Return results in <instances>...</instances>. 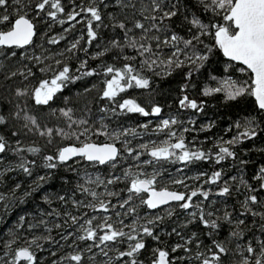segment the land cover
<instances>
[{
    "label": "trees",
    "instance_id": "1",
    "mask_svg": "<svg viewBox=\"0 0 264 264\" xmlns=\"http://www.w3.org/2000/svg\"><path fill=\"white\" fill-rule=\"evenodd\" d=\"M37 2L38 0H21V4L17 6L14 0H9L6 8H0V16L8 14L11 21L18 14L26 15L33 22L36 33L33 43L24 48H0V115L5 117V122L0 124V136L8 144L6 151L0 153V195L4 197L0 200V264H12L16 250L22 247H29L32 251L33 264H131L133 258L140 264H150L156 258L157 249L169 253L171 264H201L197 254L203 253L205 257H210L209 249L217 251L214 241L222 243L227 249L226 253L220 255L218 264H242L245 257L249 258V264H255L256 259L261 258L264 244V188H261L264 181L257 179L260 169L264 167V110L256 107L247 92L235 99L228 98L230 88L226 82H234L236 87L245 83L251 85L250 73L241 72L243 66L222 56L215 46L214 30L212 34L200 35L199 30L190 23L193 16L199 17L208 25L224 21L211 11H205L198 0H163L162 10L176 11V15L162 21L159 19L162 11H151L152 0H61L64 12H58L55 19L47 15L48 11H55L54 9L46 6L45 11L39 12L35 8ZM91 6L99 8L102 20L93 21L97 37L89 43L87 20L91 18L90 14L81 12L74 21H68L67 16L73 11L80 12L81 8ZM153 15L157 17L156 21L145 19ZM60 20L65 23L61 24ZM136 21L144 23L146 28L157 23L162 30L152 29L147 35L158 36L161 41L173 34L184 40L192 39L194 35H199L200 38L199 41L194 40L188 48L177 41V44H161L157 49L156 42L151 41L159 60L166 61L169 52H174L177 47L183 49L179 57H173L183 61V64L180 67L175 64L169 66L158 60L151 68H140L142 58L134 49L126 46L123 49L113 48L111 45L114 40L126 45L125 31L116 26L120 22L131 29L129 37H141L142 30L134 28ZM9 26V22H4L0 24V30ZM53 38L58 43H49ZM76 41H79L77 48L69 51ZM209 47L211 52L208 51ZM24 49L30 50V58H27V54L19 55ZM105 49L108 51L103 56L93 58L97 52ZM13 52L15 55H12ZM32 55L40 57V61ZM125 55L136 56V60L131 63L149 80V86L127 88L113 99L102 98L105 81L111 78L104 74L103 68L107 65L122 67L129 62L123 59ZM199 55H206L208 58L195 64L186 59H195ZM56 61L61 63L57 64ZM83 61L87 63L81 68ZM64 65L70 68V78L63 82L48 104H36L32 95L34 88L41 80L50 81L54 78ZM41 68L45 71H40ZM20 69L24 71H19ZM91 69H96V74H84ZM190 71L192 75L189 77L187 74ZM217 88L223 90L214 91ZM22 89H27L28 94L18 96L17 90ZM185 96L189 100H195L198 107H181L180 100ZM125 99L135 100L149 115L121 110L118 105ZM155 106L160 107L159 114H152L151 110ZM68 109H71L70 117L64 116L61 111ZM26 116L34 117L39 128L32 125ZM163 118H175L177 124L172 125L170 131H175L177 137L183 134L187 149L203 151L206 158L181 162L172 157L156 161L149 155L150 150L144 149L139 161L127 157L125 153L126 158L120 160L115 169L110 165L86 162L82 158L66 163L53 161L57 164L56 168L44 166V157L56 155L59 147L65 144H79L88 138L94 139L93 142H103L105 136L94 133L104 125L109 132L136 129L138 135H128L116 142L121 149L123 139H128L129 146L136 150V146L144 140H168L175 143L176 138L169 137V130L155 131L157 123ZM81 120L87 121V124L73 123ZM247 120L253 121L250 127L256 131V135L241 136L236 144L226 143L246 131L244 125ZM69 124L72 125L71 128ZM237 124L240 125L239 128ZM142 125L148 127L143 128ZM85 127L90 130L88 137L81 136L79 141L62 138L55 131L51 137L40 134L47 128L79 133ZM17 141L19 147L24 149L20 153L14 151L18 147ZM28 147H38L40 152H27ZM220 147H228L234 156L225 155L223 160L217 161L216 154ZM174 151L180 154L181 150ZM21 158L29 162L27 166L31 169V175L17 167L22 162ZM144 160L155 162L151 165L141 164L139 168H142L143 173L149 174L153 169L160 175L157 178L167 175L184 178L183 184L172 186L188 194L192 190L207 191L209 196L205 198L198 192L187 210L180 207L183 202L149 210L141 203L144 197L141 193L134 195L128 205L120 208L119 204L129 195L127 188L133 178H125L124 172L129 169L127 166ZM31 161H35V164L30 163ZM215 172H220L221 177L212 183L211 177ZM97 176L104 179L105 184L93 188L92 179ZM113 176L121 179L107 184V180ZM40 177L45 179L41 181ZM157 184L156 181L155 187ZM17 185L20 187L17 188ZM80 185L97 192L98 197L93 198L90 192L81 191ZM225 186L229 187V193L220 195ZM101 191L104 194H100ZM108 192L118 195L108 196ZM250 195H256L258 203H249L251 211H248L244 207V201ZM60 197L64 199L61 200ZM101 200L105 203L110 201L116 207L104 212L98 209ZM90 204L97 205V208L88 207ZM130 208H135V212L124 215ZM117 212L121 213L120 217L116 216ZM201 212L206 219L216 220L219 227H206L199 218ZM209 212L213 215L208 216ZM226 212L230 214L231 223L223 218ZM73 216L77 217L76 223L71 219ZM105 217H111L109 222L116 228L121 227L119 220H123L124 225H133L135 222L145 248L135 257L118 258L119 252L127 251L132 243L126 238H118V242H106L107 246L100 245L103 252L108 253L107 256L100 247L95 246L99 244L98 239H79L86 235L84 228L88 227L85 224L88 219L93 220L92 227L96 228L98 235H102L106 229L97 226L103 224ZM156 217L161 219L150 225L153 236L143 235L142 226L147 220H155ZM240 220L244 223L238 224ZM124 231L129 232L130 228L125 227ZM233 231L241 232L242 235L233 236ZM33 239L36 240L35 244L31 243ZM7 244L9 249H6ZM249 244L256 249L254 254L247 253ZM176 245L183 247L173 252ZM76 254L81 255V261L70 259ZM17 264L28 262L20 260Z\"/></svg>",
    "mask_w": 264,
    "mask_h": 264
},
{
    "label": "snow or ice",
    "instance_id": "2",
    "mask_svg": "<svg viewBox=\"0 0 264 264\" xmlns=\"http://www.w3.org/2000/svg\"><path fill=\"white\" fill-rule=\"evenodd\" d=\"M15 4L19 6L21 4V0H14ZM119 2V0H118ZM198 2L203 6L205 11H211L214 16L220 17L224 23H214L211 25L204 24L199 17L193 16L190 23L199 30L200 35H208L212 34V30H214V40L215 46L223 52L225 57H228L230 61L239 62L244 67L240 69L241 72L250 71L252 73L251 77V85L247 83L236 87L234 82H226L229 83L230 90L227 92V96L229 99H235L237 96H240L244 93H249L250 95L255 97L256 103L260 110H264V0H198ZM9 3V0H0V8H6ZM163 0H152L151 11L157 12L162 11V16L159 19L162 21L164 19H171V17L176 15V11H163L162 10ZM46 6H50L51 9L55 11H48L47 15L53 19L57 17L58 12H64V8L61 4V0H38L35 5V8L39 10V12H43L46 9ZM175 8V5H173ZM81 12H87L90 14V19L87 20V33H88V41L91 43L97 37V32L93 29V21H101L102 16L100 10L96 6H91L88 8H81L80 12H71L68 14V21L76 20V17L81 14ZM145 19H151L152 21H156L157 17L155 15L145 17ZM4 22H9L10 27L7 30H0V48L8 47V48H24L27 45H31L33 43V37L35 33V26L33 22L27 18L26 15L18 14V17L14 19V21L10 20V16L8 14H4L0 16V24H4ZM61 24L65 23V21L60 20ZM79 22V21H77ZM120 29L125 31V39L126 45H121L119 41H112L111 45L113 48L123 49V47H130L134 49L140 60V68L148 67L151 68L153 65H156L159 56L154 51L151 41L156 42V48L158 49L161 44L169 45L174 44L177 41H181L185 48H188L193 44V41H199V35H194L192 39L184 40L182 37L177 36L176 34L171 35L170 38H165L163 41L160 40L158 36L149 37L147 33H149L152 29L156 31H161L162 29L157 23H153L151 28H146L145 24L136 21L134 24V28L141 29L143 35L138 39L136 37H129L128 33L131 32V29H128L125 23L120 22L118 25ZM99 27V25H97ZM49 43L56 44L58 40L53 38L49 41ZM79 41L73 43L68 49L71 51L72 49L77 48ZM211 48H208V51L211 52ZM87 51V49H85ZM108 49H105L102 52H97L93 57L98 58L103 56ZM183 52V49L179 47L173 52L172 56L168 57L166 61L159 60V63H167L169 66L175 64L176 67H180L183 64V61L178 59H173V57H179V55ZM12 55H15L13 52ZM156 56V59L152 57ZM208 57L206 55L196 56L195 59L192 57H186L192 64H195L197 61L206 60ZM125 61H129L124 63L122 67H116L115 65H107L103 68V72L105 75H110V79L105 81V88L102 93V98L113 99L117 96L118 93L124 92L127 88H147L149 86V80L144 78L141 73L137 70L134 63L131 61L136 60V56H127L123 57ZM36 60L39 62L40 57H36ZM57 64H60V61H56ZM87 61H83L81 63V68H84ZM48 70H51L50 68ZM40 71H45L44 68H41ZM70 73V68L67 65H64L62 69L51 79V81L45 79L39 82V85L33 90V98L36 104L46 105L53 98L54 94L60 89L61 85L65 80H68ZM29 74H31L29 70ZM85 75H93L96 74V69L88 70L84 73ZM16 75V73H13ZM189 77L192 75L191 71L187 74ZM223 89L217 88L214 91H222ZM27 89L17 90L18 96L27 95ZM207 94V93H206ZM181 107H190L192 109H196L198 107L195 100H189L187 96L180 100ZM121 110H126L130 113H141L145 116L149 115L147 111L139 104L136 103L135 100L125 99L122 103L118 105ZM62 114L66 117H70L71 109L61 110ZM104 111V109H101ZM115 113V109L112 110ZM152 114H159L161 112L160 107L155 106L152 108ZM18 116L19 113H16ZM27 120L31 122L32 125L39 128L37 121L34 117L26 116ZM5 122V117L0 115V124ZM80 125H86L87 121L81 120L79 122ZM177 120L175 118L172 119H164L160 125H158L155 131H164L169 130V137H175L176 142L170 143L168 140L162 142L160 145L153 144L150 148L149 155L153 158V160H168L172 157H175V160L181 162H189L192 160H200L206 158V153L203 151H189L185 145L183 134H180L177 137V133L175 131H170L172 125H176ZM253 124V121L247 120L245 121L246 131L241 133L240 136L234 137L232 140L227 141L226 143L232 145L239 142L240 137H248L255 136L256 131L250 126ZM72 125L69 124V128ZM141 127L147 128L148 125H142ZM239 128L240 125L237 124ZM56 132L57 135H60L62 138L72 139L79 141L81 136L88 137L89 128L85 127L83 131L77 133L76 131L65 132L63 129H52L47 128L45 131H41V135H48L51 137L53 132ZM187 131V129H185ZM95 135H103L110 142L105 143H96L92 142L90 138L85 141H81L80 145L77 146L75 144H70L68 146L62 147L58 149L56 155H48L44 157L46 161L45 167L47 168H56L57 164L53 161H59L60 163H66L74 157H80L88 162L98 165H110L113 169L117 167V164L120 160L125 159V153L127 157H132L139 161L140 155L142 153L138 152L133 147H130V141L128 139H123V149L117 147V141H121L122 137H127L128 135H138L136 129H124L122 131H113L109 132L107 130V126L104 125L102 129L97 130ZM16 135V133H13ZM18 147L14 150L16 153H20L24 151L23 148L19 147V141H17ZM8 147L7 141L3 136H0V153H4ZM142 149H149L148 144L139 145ZM174 150H181L180 154H177ZM27 152L36 154L40 152L38 147H28L26 149ZM226 156H234V153L229 151L228 147H220L219 152L216 154L217 161L223 160ZM17 165L18 168L22 169L24 173L31 175V169L27 166L29 162L23 161ZM153 160H144L137 164L139 168L140 165H151ZM30 163L35 164V161H31ZM131 165L129 169L125 170L124 177H133L130 181V186L127 188L129 195L127 199H124L122 203L119 204L120 208H124L126 205L132 201L134 195H139L141 193H149L147 199H142L141 203L146 205L150 209H155L161 205H166L170 201L183 202L180 204L182 209H189L192 205L190 201L193 197L198 195L200 192L203 197L207 198L209 196V192L200 191V190H192L190 194L184 192L170 191L167 188H157L154 186L157 181L158 172H153L152 174H146L143 172L133 173L131 171ZM144 176V178H140ZM221 177L220 172H215L212 174L211 181L215 183ZM41 181L45 179V177L39 178ZM121 177L113 176L112 178L107 180V184H113L119 181ZM235 179V178H233ZM257 179L264 181V167L260 169V175H258ZM98 185H104L105 180L101 179L99 176L96 177L95 181H92ZM175 184H183L182 180L173 181ZM17 188L20 185L16 186ZM187 187V185H185ZM261 188H264V183L261 184ZM80 189L83 192H90V195L93 198L98 197V193L95 191H90L88 188H85L83 185H80ZM230 191L229 187L225 186L221 189L220 195L228 194ZM108 196H115L118 193L108 192ZM4 197L0 195V200H3ZM61 200L64 197H60ZM249 203L256 204L258 203V199L256 195L248 196L244 201V207L247 208L248 211H251V208L248 207ZM88 207L97 208V205L90 204ZM116 205H112L109 201L105 203L104 201H100L98 205V209L103 210L104 212H108L110 208H115ZM199 207V205H197ZM135 212V208H130L128 212L124 213V215H128L130 213ZM58 214V213H57ZM256 215V213H252ZM193 215H195L193 213ZM208 216H212L211 212L207 213ZM264 215V214H262ZM117 217L121 216L120 212L116 213ZM201 222L206 226L212 229H217L219 227L216 220H209L205 218V214L201 212L200 214ZM229 223H231L230 214L225 213L224 217ZM23 219V217H21ZM73 223L77 222V217H71ZM95 219V217L93 218ZM111 217H105L103 224L98 225L97 228L106 229L102 235H98L96 228L92 227L93 220L88 219L85 221V224L88 227L84 228L86 235H82L79 237L80 240H99V244H96V247H100V245H106V242H118V238H126L127 241L132 242L129 244V249L127 251L119 252L118 258L122 257H135L140 250L145 248V244L142 242V237H140V233L137 231L135 226V222L133 225H124L123 220H119L120 228H116L113 223L109 222ZM161 217H156L155 220H147L146 224L142 226V233L146 236H153V228L150 225H154L156 220H160ZM244 221H238V224H243ZM59 227V225H57ZM83 227V226H82ZM130 228L129 232H125L124 228ZM175 231V230H173ZM136 233V234H132ZM233 236L242 235L241 232H232ZM158 239V237H154ZM32 244L36 243V240L33 239L31 241ZM215 249L217 251H212L210 257H205L203 253L197 254V259H201V264H218L220 260V255L226 253L227 249L224 247L222 243L213 242ZM183 247V245H176L172 251L175 252L178 248ZM91 249H89L90 251ZM103 252V249H101ZM256 249L252 247L251 244L247 247V253L254 254ZM105 256L108 255L107 252H103ZM169 253L162 249L156 250V258L152 261V264H171L168 259ZM21 259L28 262V264H33L34 255L32 251H30L29 247L19 248L14 255L12 264H17ZM71 260L79 262L81 261V255L76 254L70 257ZM131 264H140L136 259L131 260ZM242 264H249V258L245 257L242 260ZM255 264H264V244H262L261 248V258L256 259Z\"/></svg>",
    "mask_w": 264,
    "mask_h": 264
},
{
    "label": "rangeland",
    "instance_id": "3",
    "mask_svg": "<svg viewBox=\"0 0 264 264\" xmlns=\"http://www.w3.org/2000/svg\"><path fill=\"white\" fill-rule=\"evenodd\" d=\"M170 38V37H169ZM164 40V39H163ZM162 40V41H163ZM174 44H177V42H175ZM30 50H26V49H24V50H22L20 53H19V55L21 56H23V55H26L27 54V58H30V56L29 55H31V53L29 52ZM172 54H173V51H171V52H169V54H168V56L165 58L166 60H167V58L168 57H170V56H172ZM32 57H34L35 59H36V57H37V55H32ZM37 62V61H36ZM23 69H20L19 71H22ZM24 71V70H23ZM51 81V80H50ZM38 86V85H37ZM164 119H172V118H163V119H161V120H159V122L157 123V126L156 127H158V125H160L161 124V122L164 120ZM91 140V139H90ZM94 139H92L91 141H93ZM123 141V140H122ZM103 142H110L106 137H104V139H103ZM162 142H164V140H160V141H153V140H149V141H147V140H144L142 143H140L139 145H141V144H148L149 145V149H146V150H150V148L153 146V144H156V145H160V144H162ZM139 145H137L136 146V148H137V151L138 152H142L144 149H142V148H140L139 147ZM154 162L155 161H153V163L152 164H154ZM137 164H139V163H137V162H135L134 164H132L131 166V171H134V172H142V168L140 169V168H138L137 167ZM128 168H129V166H127ZM153 170V169H152ZM150 171L149 172V174H152L154 171ZM155 172H157V171H155ZM158 176H160V175H158ZM157 176V177H158ZM141 178H144V177H141ZM95 179L96 178H94V179H92V181H95ZM175 180H184V178H178V177H174L173 175H167V176H164V177H159V178H157V182H158V184L156 185V188H167V189H175V190H177L176 189V187L175 186H172L173 184H175V183H173V181H175ZM93 183V182H92ZM98 184H96V183H93V185H92V187L93 188H95V186H97ZM175 185H177V184H175ZM155 186V185H154ZM179 188V187H178ZM100 194H104V192L103 191H101L100 192ZM101 196V195H100ZM9 244V243H8ZM8 244L6 245V249H9V246H8ZM89 245V244H88ZM89 247H90V245H89ZM100 249H101V247H100ZM97 250H99V249H97ZM7 251V250H6ZM6 251H4V256L6 255Z\"/></svg>",
    "mask_w": 264,
    "mask_h": 264
},
{
    "label": "water",
    "instance_id": "4",
    "mask_svg": "<svg viewBox=\"0 0 264 264\" xmlns=\"http://www.w3.org/2000/svg\"><path fill=\"white\" fill-rule=\"evenodd\" d=\"M18 16H16L15 18H17ZM14 18V19H15ZM14 19L12 20V21H14ZM30 19V18H29ZM11 26V25H10ZM9 26V27H10ZM8 27V28H9ZM7 28V29H8ZM7 29H5V30H7ZM4 48H8V47H4ZM18 49H21V48H18ZM220 52H221V54H222V56L225 58V59H227V60H229V58L228 57H225L224 55H223V52L220 50ZM232 62H235V61H232ZM235 63H238L239 65H241V66H243L242 64H240L239 62H235ZM244 67V66H243ZM249 73H250V75H251V77H252V73L250 72V71H248ZM250 83H251V80H250ZM251 97H252V99L254 100V103H255V105H256V107L259 109V107H258V105H257V103H256V100H255V97L254 96H252L251 95ZM93 142V141H92ZM97 143V142H96ZM99 143H105V142H99ZM68 145H70V144H65V145H63V146H61V147H59V149L60 148H62V147H65V146H68ZM75 145H77V146H79L80 145V143L79 144H75ZM76 158H80V157H74L73 159H76ZM72 160V159H71ZM84 160V159H83ZM70 161V160H69ZM84 161H86V160H84ZM86 162H88V161H86ZM160 188H157V190H159ZM168 190H170V191H177V192H183V191H181V190H175V189H168ZM143 195H144V197H143V199H147V197H148V195H149V193H143ZM170 203H177L176 201H170L168 204H170ZM168 204H166V205H168ZM166 205H161V206H159V207H157V208H160V207H163V206H166ZM146 206V205H145ZM146 208H148L147 206H146ZM157 208H155V209H157ZM149 210H154V209H150V208H148ZM18 250V249H17ZM16 250V251H17ZM21 260H23V259H21ZM153 261V260H152ZM152 261L150 262V264H152Z\"/></svg>",
    "mask_w": 264,
    "mask_h": 264
},
{
    "label": "flooded vegetation",
    "instance_id": "5",
    "mask_svg": "<svg viewBox=\"0 0 264 264\" xmlns=\"http://www.w3.org/2000/svg\"><path fill=\"white\" fill-rule=\"evenodd\" d=\"M12 48H15V47H12Z\"/></svg>",
    "mask_w": 264,
    "mask_h": 264
}]
</instances>
